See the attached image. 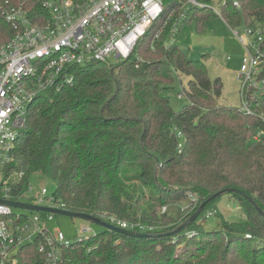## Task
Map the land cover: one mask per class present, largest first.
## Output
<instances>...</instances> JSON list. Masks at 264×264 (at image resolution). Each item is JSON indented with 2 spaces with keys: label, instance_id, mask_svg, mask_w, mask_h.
Here are the masks:
<instances>
[{
  "label": "trees",
  "instance_id": "trees-1",
  "mask_svg": "<svg viewBox=\"0 0 264 264\" xmlns=\"http://www.w3.org/2000/svg\"><path fill=\"white\" fill-rule=\"evenodd\" d=\"M41 1L0 0V46L18 30L3 12L22 7L40 23ZM193 1L202 7L162 0L163 15L134 57L115 66L74 67L72 85L43 93L28 108L26 129L1 168L3 180L23 173L11 184V199L25 201L32 178L51 181L62 210L143 227L141 238L107 230L77 238L59 246V264H264V216L258 211L264 214V121L219 105L221 79L211 81L203 61L189 60L169 43L181 14L185 23L195 20L199 34L217 17L211 9L216 0ZM217 1L229 28L260 30L264 36V0H235L238 7L233 0ZM164 21L162 34L153 39ZM259 47L264 80V40ZM173 70L190 78L184 90L188 104L179 113L163 94ZM226 189L242 195L217 198L229 195L243 219L228 222L212 210L221 216L218 228L204 231L200 222L206 223L203 213L215 198L196 221L171 234L202 202ZM42 242L39 237L21 246L17 264H44Z\"/></svg>",
  "mask_w": 264,
  "mask_h": 264
},
{
  "label": "built area",
  "instance_id": "built-area-1",
  "mask_svg": "<svg viewBox=\"0 0 264 264\" xmlns=\"http://www.w3.org/2000/svg\"><path fill=\"white\" fill-rule=\"evenodd\" d=\"M187 2L202 7L193 0ZM41 4L45 19L40 23H33L22 7H11L3 12L5 21L18 30L8 43L0 46L1 200L14 201L10 197L11 184L17 185L23 177L22 172H14L3 180L1 168L11 161V151L26 129L27 110L35 99L49 90L59 92L72 85L74 67L93 62L113 66L110 59L119 64L134 57L138 43L164 12L162 0H42ZM233 5L238 7L235 0ZM183 17L181 14L170 31V44H175ZM166 25L164 21L153 39L160 37ZM251 34L257 35L254 42H248L244 36L239 38V33L234 32L247 51L237 75L239 110L264 121V80L259 79L263 57L259 45L264 38L260 30H246V36ZM150 50L153 51V46ZM23 197L25 201L15 202L61 209L45 188L34 193L32 183ZM188 197L191 203H196V198L190 194ZM165 209L163 207L162 212ZM31 213V217L15 214L14 208L0 204V264H17L15 256L19 248L39 237L43 239L38 251L44 255V264H59V246L68 247L71 241L59 230L50 233L41 213ZM45 215L52 220V214ZM212 215V212L207 213V217ZM108 224L134 233L143 229L113 218ZM87 231L88 228H82L80 233ZM83 238L86 237L79 239Z\"/></svg>",
  "mask_w": 264,
  "mask_h": 264
},
{
  "label": "rangeland",
  "instance_id": "rangeland-1",
  "mask_svg": "<svg viewBox=\"0 0 264 264\" xmlns=\"http://www.w3.org/2000/svg\"><path fill=\"white\" fill-rule=\"evenodd\" d=\"M221 3L216 0L212 4L211 9L217 14V17L206 24V29L201 34L196 32L195 20L185 23L184 19H182L177 28L178 31L174 43L189 60L203 61L205 63L207 74L211 81L221 78L223 88L221 95L217 98L219 105L240 108V81L237 75L247 51L239 39L234 36V32L239 33V38L244 36L248 42H254L257 35L246 36V30L243 27L237 29L229 28L220 17ZM190 8L191 6H188V9ZM109 61L113 66L116 65L114 60L110 59ZM172 75L173 82L163 94L167 97L171 110L179 113L188 104L184 90L187 89L190 78L174 70ZM31 183L34 187V193L39 192L41 188H45L49 194H53L56 190L55 185L51 181L32 178ZM46 206L52 205L47 204ZM187 207H184V209ZM212 210L218 211V214L228 222H237L244 218L241 209L229 195H222L213 201L203 215ZM14 213L28 217L32 216L31 212L21 209H14ZM221 216L219 218L215 215L209 216L206 223L200 222L201 228L204 231L216 230ZM49 217L41 214V219L47 230L50 233L59 230L66 240L72 242L77 238L91 237L104 231L102 227L81 219L53 215L52 220H48ZM82 228H88L89 231L80 233Z\"/></svg>",
  "mask_w": 264,
  "mask_h": 264
},
{
  "label": "water",
  "instance_id": "water-1",
  "mask_svg": "<svg viewBox=\"0 0 264 264\" xmlns=\"http://www.w3.org/2000/svg\"><path fill=\"white\" fill-rule=\"evenodd\" d=\"M222 193H234L236 195H242L241 191H239L237 189H230V190L226 189V190H223L222 192H219V193L213 195L212 197H210L206 201L202 202L200 204V206L197 208V210L194 212V214L191 216V218L189 220H187L186 222L182 223L180 226H178L171 234L179 233L185 227H187L188 225H190L191 223L196 221L197 218L200 216V214L204 211L205 207L210 202H212L215 198L220 196ZM249 201H251V200H249ZM0 204L7 205V206L12 207L14 209H21V210L28 211V212H35V213H41V214H52V215H58V216H65L68 218L81 219V220H84V221L91 223L93 225L102 227L104 230H107V231H115V232L120 233L122 235L129 236V237H135V238L136 237H138V238L144 237V235H142V234H137L134 232H130V231L120 229L116 226H113L111 224L103 222L100 219H97V218H94L92 216L85 215V214L71 213V212L61 210V209H57V208L42 207V206H36L33 204H27L24 202H15V201L1 200V199H0ZM258 211L260 214H262L264 216V214L259 209H258Z\"/></svg>",
  "mask_w": 264,
  "mask_h": 264
},
{
  "label": "crops",
  "instance_id": "crops-1",
  "mask_svg": "<svg viewBox=\"0 0 264 264\" xmlns=\"http://www.w3.org/2000/svg\"><path fill=\"white\" fill-rule=\"evenodd\" d=\"M220 78V77H219ZM221 79V78H220Z\"/></svg>",
  "mask_w": 264,
  "mask_h": 264
}]
</instances>
